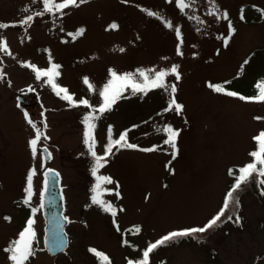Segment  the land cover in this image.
Masks as SVG:
<instances>
[{
  "label": "rangeland",
  "instance_id": "1",
  "mask_svg": "<svg viewBox=\"0 0 264 264\" xmlns=\"http://www.w3.org/2000/svg\"><path fill=\"white\" fill-rule=\"evenodd\" d=\"M184 2L188 6L181 10L176 0H87L78 7L37 16L44 11V0H0V24L8 25L0 28V40L13 46L11 54L0 51V72L8 76L0 79V264H12L5 249L30 218L35 220V237L33 254L25 264H108L110 260L137 264L144 248L162 235L202 228L221 210L229 181L239 175L241 165L253 160L249 153L257 149L253 137L264 130V102L217 93L209 85L244 97L258 95L257 86L264 85V0ZM148 11L156 15L149 16ZM225 11L228 19H223ZM29 15L32 21L23 24ZM229 22L235 32L225 46ZM113 23L116 29L110 28ZM79 29H84L82 35H70ZM25 62L40 70L52 63L60 65L57 85L68 89L75 100L88 99L97 108L110 70L118 75L132 73L137 83L143 81L137 70L150 78L159 71L169 72L165 88L144 94L129 87L112 110L95 121L98 155L104 154L109 127L113 139L127 132V143L138 146L114 147L98 173L113 181L103 185L112 193L101 198L116 209L115 217L92 203L94 158L83 142V118L91 109L58 97L45 83L47 77L37 80ZM173 66H178L179 80L171 73ZM85 77L92 90L83 83ZM20 89H34L39 104L17 107ZM173 96L183 105L179 114L174 108L165 110ZM61 101L68 108H61ZM25 113L47 137L39 141L36 159L29 148L35 130ZM167 125L179 132L175 159L171 147L163 143ZM41 145L51 151L47 162L41 160ZM153 147L157 150H139ZM48 166L60 173L68 219V246L55 256L42 244L39 195L42 171ZM32 167L37 168L34 194L24 204L26 176ZM230 169L234 175L228 174ZM240 200L238 225L226 222L202 240H182L154 250L149 264H264V196L245 189ZM130 225L135 226L132 235L124 231Z\"/></svg>",
  "mask_w": 264,
  "mask_h": 264
},
{
  "label": "snow or ice",
  "instance_id": "2",
  "mask_svg": "<svg viewBox=\"0 0 264 264\" xmlns=\"http://www.w3.org/2000/svg\"><path fill=\"white\" fill-rule=\"evenodd\" d=\"M87 0H79V3L77 0H62L61 3H55V0H44V11L36 13L37 16H42L45 13H52L55 11H62L63 9L68 8L69 6H75L78 7L81 3H86ZM168 2H172V0H168ZM176 3L178 6L183 10L188 5L184 2V0H176ZM147 15L154 16L155 13L148 11ZM219 18V17H218ZM33 17L31 15L27 16V19L22 21L23 24H28L30 21H32ZM223 19H228V14L225 11L223 13ZM241 19H243V15L241 16ZM171 27V24L168 25ZM8 25L0 24V28H6ZM118 25L113 23L110 25L111 29H116ZM84 29H79L77 33L70 34L74 36L82 35ZM176 35L179 38L180 37V30L179 28L175 29ZM235 32V29L232 27L231 23L229 22V37L225 39V46H227L228 39L231 38V35H233ZM0 51H7V44L6 41L0 40ZM123 51V49H121ZM11 54V53H9ZM178 54H180L178 52ZM247 63V61H245ZM25 67H31L33 71L35 72V77L37 80H40L42 77H47V80L45 83L49 84L52 88V90L55 92V94L60 97L63 100L68 101L72 106H84L86 108L91 109V111L86 114L83 118V124L85 125V131L83 133L84 136V144L87 145L88 151L90 152L91 156L94 158V166L91 169V174L93 177H95L96 183L93 188L94 195L92 196V203L95 205H98L104 212L111 213L113 217L116 216L117 212L116 209L113 207V205L110 202L104 201L101 197L102 195L107 192L109 194L112 193L111 189L103 188V185L111 184L113 183L111 177L99 175V170L105 167L107 163V157L113 154V148L114 147H126L129 149H136L138 146L127 143V132H123L119 135L118 139L112 138V128H108V137H107V144L104 148V154L98 155L95 151V144L96 140L94 137V130L96 127L95 121L100 119L101 116L112 110L113 105L116 104L117 100L121 98L122 93L127 88H131L133 93H144L147 94V91L151 89L156 88H165L166 85L164 83V78L169 75V72L167 71H159L155 73L154 78H150L147 73L143 70H137L139 73V76L143 78V81L140 83L134 82V76L132 73H126L123 75H118L115 71L110 70V79L107 81L105 85H103L102 90L99 91V97L101 98V102L99 104V107H94L90 104L88 99H80L75 100L73 95L69 94L68 89L64 87H60L55 82V78L60 75L59 69L60 65L52 63L49 68L46 70H40L37 69L35 66L30 65L29 63L25 62ZM178 66H173L171 69V73L175 75L176 79L179 80V74L177 72ZM83 83L88 86L89 90H92L93 86L89 83V80L87 77L83 78ZM228 83V82H226ZM210 88L213 89V91L217 93H224L231 97H238L240 100H249L254 102H264V85H258L259 88L258 95L254 97H244L242 95H239L232 91H226L225 88L219 85H209ZM29 91H32V89H29ZM171 92L174 94L176 92L175 85L171 86ZM63 94V95H62ZM176 111L177 114L182 112L183 105H180L176 102L174 96L169 102V106L166 111L170 110ZM96 113H99L100 115H96ZM25 119L27 120L28 124L35 130V136L34 138L30 139L29 141V148L32 154L33 159L37 158V146L41 138L47 139L46 136H44V133L41 131L40 128L36 126L35 123L28 117V114L25 113ZM254 119H261L260 117H255ZM44 127H47L46 122L44 124ZM164 133H166V139H164L163 143L167 144L172 149V158L175 159L176 155L178 154V149L176 147V139L179 135V132L177 130H174L170 125H167L162 130ZM253 140L257 144V149L250 152V157L253 158L252 162L247 163L245 166L240 167L238 169L239 175L235 177V182L230 189V191L227 193L223 207L221 210L211 219L208 221V223L202 227V228H191V229H185L181 231H174L169 233L168 235L162 237L160 240L156 241L155 243H150L146 250L142 253V259H140L137 264H149V254L153 252L158 246L165 244L167 241H170L176 237L181 236H190L194 233H203L207 230L211 229L213 226L217 225V222L221 220V217L225 215V212L229 208V202L238 203V200L235 199L234 193L239 190L242 186V184L247 183V181L252 178L255 175H258L260 177H264V130L260 131L256 136L253 137ZM141 151H156L157 147L149 148V149H139ZM45 152H47V149H44ZM49 153V158H50ZM40 166H43V163L40 164ZM53 170L48 169L47 172H45V180H44V187L47 188V185L49 183L47 177L50 173H52ZM37 174V168L32 167L29 169L28 174L26 176V198L23 200L24 204H28L33 196V178ZM56 176L59 174L56 173ZM229 175H233V170H229ZM261 184H264V179L260 181ZM119 188V185H117V189ZM41 198H43V191L41 192ZM115 195L119 197L120 193L119 191H115ZM43 207V203L40 205ZM37 209L33 208L32 212L35 214ZM120 211H123V209H120ZM5 219H10L8 217H5ZM67 219V218H65ZM227 219H232L231 216L227 217ZM237 221H239V217L236 218ZM35 223L34 219H29L27 221L26 227L19 233L18 239L11 242L10 247L6 248L5 251L10 253L9 260L12 262V264H25V262L29 259V257L33 254L32 252V243L35 237V231L33 228V225ZM119 230V229H117ZM140 229L137 227L136 232L138 233ZM91 252H93L96 256L102 257L103 261H108V257L104 256L103 254L97 252L95 249H90ZM128 264H133L132 261H129Z\"/></svg>",
  "mask_w": 264,
  "mask_h": 264
},
{
  "label": "water",
  "instance_id": "3",
  "mask_svg": "<svg viewBox=\"0 0 264 264\" xmlns=\"http://www.w3.org/2000/svg\"><path fill=\"white\" fill-rule=\"evenodd\" d=\"M24 93L25 92L18 94L17 99L21 100ZM32 96H37V93L33 91ZM45 148L47 149V152L44 151ZM40 150L42 160L48 161L51 158V155L49 158V149L46 146H41ZM48 169L53 171L47 177L49 183L45 189L44 174L48 171ZM56 173L59 174V172L54 168H45L42 172V186L40 189V194L42 191L44 193L43 198H41L40 195V205L43 203V207L40 206V208L44 219L43 244L45 249L51 255L63 252L68 245V235L65 229L68 220L65 219L66 217L64 215V195L60 182V174L56 176ZM35 248L36 247H34V249Z\"/></svg>",
  "mask_w": 264,
  "mask_h": 264
},
{
  "label": "trees",
  "instance_id": "4",
  "mask_svg": "<svg viewBox=\"0 0 264 264\" xmlns=\"http://www.w3.org/2000/svg\"><path fill=\"white\" fill-rule=\"evenodd\" d=\"M111 135H112V133H111ZM246 164L242 165V167L245 166ZM228 174H229V171H228ZM235 177L236 176L234 175V177H232L231 180L229 181L228 188H227V191L225 193L226 195L230 191V189L232 188V186H233V184L235 182ZM261 180H262V177L254 174V176L252 178H250L247 181V183L242 184L241 188L234 193V197H235L236 200H238V203H233V202L230 201L229 202V208L225 212V215L223 216V218L220 221L217 222V225H215L211 229L207 230L204 235H202V234L201 235H197L196 233H194V234H192L190 236L176 237V238H174V239H172L170 241H167L165 244L158 246L155 250H157L159 248H162L164 246H167L169 244H172L174 242H176V243L177 242H180L182 240H202L205 235H208L211 232V230H215L217 228H221L226 222H230V224L232 226L238 225V221H237L236 218L239 217V220L241 219V212H240V210H241V207H240L241 206V200H240V194L245 189H249V190L253 191L255 194H257L259 197H262L263 198L264 193H263V190L262 189H264V184H261L260 183ZM261 186H262V188H261ZM226 195H225V197L223 199L224 201H225ZM223 204H224V202L222 203V205H221L220 208L223 207ZM229 216H231L232 219H227V217H229ZM134 231H135L134 226H130L127 229V231H125V233L131 234ZM177 231H181V230H177ZM168 234H166V235H168ZM166 235H162L160 238H158L157 240L153 241V243H155L156 241L160 240L162 237H164ZM126 242H128V239L127 238H124L123 239V243H126ZM131 245H133V244L131 243ZM111 264H115V263L111 262Z\"/></svg>",
  "mask_w": 264,
  "mask_h": 264
},
{
  "label": "flooded vegetation",
  "instance_id": "5",
  "mask_svg": "<svg viewBox=\"0 0 264 264\" xmlns=\"http://www.w3.org/2000/svg\"><path fill=\"white\" fill-rule=\"evenodd\" d=\"M11 47L13 48L12 44L10 43V45H8V53L11 52ZM0 78L5 81L8 78V76H7V74L0 73ZM25 90H28V89H20L17 91V93L18 92L20 93V92L25 91ZM62 103H63V105L61 108H63V109L68 108V105L65 102H62ZM16 104H17V107L32 108V107H35L36 105H38L39 101L33 99L30 94H25L24 99H22L20 103L16 102ZM86 111L87 110H84L83 114H86ZM40 113L43 117L44 116L43 110H41Z\"/></svg>",
  "mask_w": 264,
  "mask_h": 264
}]
</instances>
